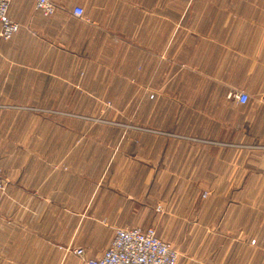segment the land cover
<instances>
[{"label": "crops", "instance_id": "crops-1", "mask_svg": "<svg viewBox=\"0 0 264 264\" xmlns=\"http://www.w3.org/2000/svg\"><path fill=\"white\" fill-rule=\"evenodd\" d=\"M53 1L11 0L0 38V264H84L66 249L134 226L187 243L176 264H264V0ZM172 53L195 90L102 86L167 85Z\"/></svg>", "mask_w": 264, "mask_h": 264}, {"label": "built area", "instance_id": "built-area-1", "mask_svg": "<svg viewBox=\"0 0 264 264\" xmlns=\"http://www.w3.org/2000/svg\"><path fill=\"white\" fill-rule=\"evenodd\" d=\"M11 0H0V38L9 39L19 29V24L8 16V8ZM35 9L43 15H51L58 8L53 0H34ZM72 13L82 18L83 9L75 6ZM150 98L153 94L149 95ZM233 97L240 103H245L248 95L238 90ZM4 190V178L0 168V196ZM206 192L202 194V197ZM158 206L156 210H159ZM69 252L78 256L84 264H176L179 250L156 232L155 227L142 228L116 227L108 246L97 257L87 258L82 247H72Z\"/></svg>", "mask_w": 264, "mask_h": 264}, {"label": "rangeland", "instance_id": "rangeland-1", "mask_svg": "<svg viewBox=\"0 0 264 264\" xmlns=\"http://www.w3.org/2000/svg\"><path fill=\"white\" fill-rule=\"evenodd\" d=\"M176 55H177L176 53H172V56L170 59L171 77H170V83L167 85L152 84L149 81H146V82L139 81V83L136 84V83H132V82L126 80V82H124L122 84H118V83L117 84H111L110 83V84L102 85V86L106 87V92L107 91L108 92L117 91V92H122V93H127V94L130 92L137 93V92H150V91H152L153 93L160 91V92H168L171 94H175V93H179V92H183V91L195 90L196 85L192 81L193 80L192 78L194 76V70H192V68H191L192 66H190V64H189L190 62L185 63L187 60H183ZM103 56H104L103 60L107 63L106 65H108V71L111 73V75H114L117 71L116 70V68H117L116 64H118V63L120 64L121 62H124V61H127L130 59L129 53L127 55L125 53H103ZM190 61H192V60H190ZM182 69L186 70L187 72H184V70H182ZM184 76L187 77V80H189V81H186V83L184 80H182V78ZM96 86H99V85L95 84L94 87H96ZM207 86H209V85H207ZM68 88H69V90L73 88V89H76L78 91L85 92L86 89L88 88V86L86 84L80 83V84H75V85H68ZM238 90H240V89H232L231 91H229V93H228L229 97L235 99L233 97V93L238 91ZM150 99H152V98H150ZM98 102L100 103L101 101H98ZM105 102H107V101H105ZM113 102L118 104V105H121L123 107L124 104H128L130 101H127V100L111 101L112 105H113ZM133 102H135V101H132L130 103H133ZM139 102H141V101H139ZM85 103H87V107H90L94 104L91 101H84V105H85ZM79 104H83V103H78L77 104L78 107H79ZM107 104H109V103H107ZM131 119H132V122H134L133 119H135V117H131ZM27 122L30 123L31 121H27ZM167 241L170 242L169 240H167ZM171 244L174 245L173 243H171ZM181 246L182 247L178 248V250L180 253L181 252L183 253L184 251H187V249H188L187 247L189 245L187 243H183V245H181Z\"/></svg>", "mask_w": 264, "mask_h": 264}]
</instances>
